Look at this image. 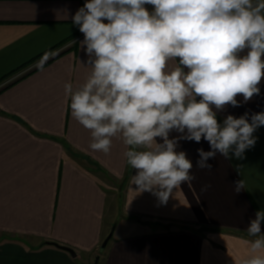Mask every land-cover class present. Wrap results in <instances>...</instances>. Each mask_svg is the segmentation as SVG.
Listing matches in <instances>:
<instances>
[{"label": "crops", "instance_id": "obj_1", "mask_svg": "<svg viewBox=\"0 0 264 264\" xmlns=\"http://www.w3.org/2000/svg\"><path fill=\"white\" fill-rule=\"evenodd\" d=\"M84 3L0 0V264H237L249 254V222L264 210V126L243 158L217 153L210 170L197 166L207 141L171 133L194 179L166 204L136 191L122 141L107 155L92 151L64 95L65 83L78 86L88 72L72 23ZM259 87L218 121L264 111V81Z\"/></svg>", "mask_w": 264, "mask_h": 264}, {"label": "clouds", "instance_id": "obj_2", "mask_svg": "<svg viewBox=\"0 0 264 264\" xmlns=\"http://www.w3.org/2000/svg\"><path fill=\"white\" fill-rule=\"evenodd\" d=\"M72 23L84 36L88 72L78 86L64 84L71 116L89 130L94 152L107 155L122 141L136 191L166 204L194 179L173 132L209 143L210 151L197 149V166L209 170L217 153L243 158L255 145L264 111L222 123L217 113L260 94L264 0H85ZM262 222L258 210L246 229L249 254L237 264H264Z\"/></svg>", "mask_w": 264, "mask_h": 264}, {"label": "built area", "instance_id": "obj_3", "mask_svg": "<svg viewBox=\"0 0 264 264\" xmlns=\"http://www.w3.org/2000/svg\"><path fill=\"white\" fill-rule=\"evenodd\" d=\"M54 54H55V53H54ZM54 54L49 55V56L43 58L41 61L36 62L34 65H32L31 67L25 69L24 71H22L21 73H19V75H17L16 77L12 78L10 81L14 80L15 78H18L19 76H21V75H23L24 73H26V72L32 70V69L35 68V67L40 66L42 63H44V62L47 61L49 58H51ZM2 86H4V84H3V85H0V88H1Z\"/></svg>", "mask_w": 264, "mask_h": 264}, {"label": "water", "instance_id": "obj_4", "mask_svg": "<svg viewBox=\"0 0 264 264\" xmlns=\"http://www.w3.org/2000/svg\"><path fill=\"white\" fill-rule=\"evenodd\" d=\"M110 237H111V236H110ZM110 237H108V238L104 241V243H103V245H102V247H101V250H102V251L106 248V246H107V244H108V242H109V240H110ZM66 250L69 251L73 256H75L74 251H72V250H70V249H66Z\"/></svg>", "mask_w": 264, "mask_h": 264}]
</instances>
